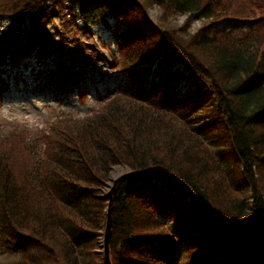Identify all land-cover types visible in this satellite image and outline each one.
<instances>
[{"label":"trees","instance_id":"obj_1","mask_svg":"<svg viewBox=\"0 0 264 264\" xmlns=\"http://www.w3.org/2000/svg\"><path fill=\"white\" fill-rule=\"evenodd\" d=\"M60 1L0 0V65L49 58L55 69L45 74L83 97V70L64 35L50 33ZM153 6L156 20L146 15ZM67 7L90 32L98 17H116L112 68L139 78L153 67L146 86L118 89L82 119L51 121L40 131V154L21 133L1 138L0 250L28 244L44 254L9 264H104L100 188L113 165L178 176L227 236L174 179H126L112 198L111 264H264V235L241 240L264 230V0H68ZM177 15L183 24L166 28ZM193 21L200 23L190 30ZM182 81L190 87L177 93Z\"/></svg>","mask_w":264,"mask_h":264},{"label":"rangeland","instance_id":"obj_2","mask_svg":"<svg viewBox=\"0 0 264 264\" xmlns=\"http://www.w3.org/2000/svg\"><path fill=\"white\" fill-rule=\"evenodd\" d=\"M61 4L62 2L60 1ZM159 14V9L154 6L146 10V15L151 20H156ZM105 16L106 19L104 20L98 17L97 23L93 26L94 33L92 34L80 26L82 24L80 19L76 18L73 20L66 12L60 11L54 17V22H48L50 27L51 23L55 29L58 27L59 32L67 38L71 54L75 55L83 52L86 55L85 60L75 57L73 63H78L77 67H80L84 73L83 85L87 93L83 97H81L78 87L71 89L62 88L45 74L48 70L54 71L55 69L52 60L49 58L40 60L35 59V56L25 57L17 60L18 64H21L17 68L14 67L15 65L11 61L6 62L10 66L11 71L17 69V73L21 72L23 74V81L15 82L10 77L7 85L0 90V140L12 133H21L25 138L24 140L30 145L33 142L37 144L35 150L40 154L42 148L40 131L48 130L51 121L61 117H70L74 120L82 119L92 113L99 105L98 102L108 99L118 89L124 86H146L148 84L153 67L151 64L147 65V69L141 72L139 78L130 77L117 71L116 68H110L107 62L110 58L107 53V47L109 46L113 51L115 49L114 33L115 29H117L118 20L111 13ZM167 20L165 23L166 28H177V26L183 24L185 17L180 15L169 16ZM199 23V21H193L192 25H190V30H194ZM1 24H3L2 21H0ZM52 27L50 33L52 36L57 37L56 35L59 34L58 30L55 31ZM122 29L124 27L121 24L118 32L120 33ZM100 40L104 41L106 45L104 48L100 44ZM77 49L79 51L76 52ZM24 62H27L29 66L24 67ZM179 66H181L180 63L175 64V67L179 68ZM190 84L191 81L180 82L175 87L176 92H183L184 87H190ZM83 85L80 84V86ZM25 130H29V132L27 131V133ZM14 154L19 159V150H14ZM115 166L122 167L124 171L129 169L121 165L110 166L108 180L100 188L102 191L101 195L106 198V207L107 197L105 194L111 186L110 172ZM100 237L101 244L103 231ZM43 256L44 254L39 248L26 244L24 249L19 252H1L0 250V264L31 260L33 257ZM101 257L103 261L102 252Z\"/></svg>","mask_w":264,"mask_h":264},{"label":"water","instance_id":"obj_3","mask_svg":"<svg viewBox=\"0 0 264 264\" xmlns=\"http://www.w3.org/2000/svg\"><path fill=\"white\" fill-rule=\"evenodd\" d=\"M41 1H46V0H41ZM152 175H158V176H164V177H169L171 179H174L175 181H177L183 188H185V190L189 193V195L191 196V199L195 205V207L200 211V213H202L204 215V217L208 218L210 221H212V223H214V225L222 232L225 234V236H227L226 232H224L219 225H217L215 223V221L206 214V211L204 209V207L202 206L199 198L197 197V195H195V193L192 191V189L186 185V183L179 178L176 175H173V173L169 172V171H165L162 169H149V170H145V171H134L131 169H126L125 171L123 170L117 177H114L113 179H111V186L109 187L108 191L106 192L105 196L107 197V207L105 209V225H104V229L103 231V237H102V256H103V263L104 264H111L110 261V257H109V237H110V232L111 230V211H112V198H113V194L116 190V187L118 186V184L126 179H134V178H143V177H147V176H152ZM259 235H264V232H262L261 234L258 233L256 236ZM241 240H248V238H244Z\"/></svg>","mask_w":264,"mask_h":264},{"label":"bare ground","instance_id":"obj_4","mask_svg":"<svg viewBox=\"0 0 264 264\" xmlns=\"http://www.w3.org/2000/svg\"><path fill=\"white\" fill-rule=\"evenodd\" d=\"M123 170V168L122 167H120V166H115V167H113V169L111 170V172H110V178L111 179H113L114 177H117L120 173H121V171ZM198 197V196H197ZM202 204V203H201ZM203 206V205H202ZM216 223V222H215ZM217 224V223H216ZM221 228V227H220ZM222 229V228H221ZM223 230V229H222ZM224 231V230H223ZM225 232V231H224ZM224 234V233H223ZM225 235V234H224ZM257 234L255 233V234H253V235H251L250 234V236H248L247 238L248 239H251V238H253V237H255ZM101 245H102V243H101ZM102 250V247H101V249H100V251Z\"/></svg>","mask_w":264,"mask_h":264}]
</instances>
